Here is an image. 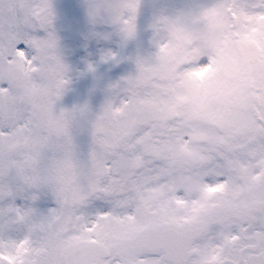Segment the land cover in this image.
I'll return each mask as SVG.
<instances>
[{"label": "snow or ice", "instance_id": "obj_1", "mask_svg": "<svg viewBox=\"0 0 264 264\" xmlns=\"http://www.w3.org/2000/svg\"><path fill=\"white\" fill-rule=\"evenodd\" d=\"M85 6L93 26H110L122 44L136 38L141 0H85ZM217 7L231 8L245 20L264 18V0H217L174 18L161 15L150 27L162 19L187 25ZM54 19L52 0H0V264H88L113 234L134 237L159 170L156 153L166 134L163 114L142 124L133 116L138 109L147 111L142 101L159 103L161 94L138 92L129 75L108 86L106 94L114 103L102 110L93 111L87 102L62 107L71 80L57 49ZM92 35L108 39L111 33ZM37 41L56 53L52 60L35 55L32 44ZM121 59L112 52L100 56L101 63ZM135 63L140 68L139 58ZM206 63L200 61L201 66ZM86 70L95 72L92 64ZM256 95L252 103L264 114V86ZM125 102L129 106L113 122L110 137L119 160L105 162L110 169L121 166L122 178L96 185L91 182L94 129ZM80 136L88 137L86 153L77 144ZM73 177L88 179L79 209L81 231L85 241L97 242L84 244L76 257L65 253V238L58 235L59 210L42 212L37 207L44 190L54 196ZM150 237L157 254L142 256L133 238L111 264H264V182L253 186L240 208L218 214L198 236L157 218Z\"/></svg>", "mask_w": 264, "mask_h": 264}, {"label": "rangeland", "instance_id": "obj_2", "mask_svg": "<svg viewBox=\"0 0 264 264\" xmlns=\"http://www.w3.org/2000/svg\"><path fill=\"white\" fill-rule=\"evenodd\" d=\"M82 1V10L76 13L75 8L70 9L69 0H52V28L71 80L61 106L71 109L87 102L93 111L102 110L114 103L106 94L108 86L129 75L138 92L161 94L159 103L142 101L141 108L147 111L138 109L133 116L142 124L162 113L166 129L156 153L159 170L146 193L139 228L161 213L177 222L197 218L210 222L220 213L240 208L255 183L264 182V114L252 103L257 90L264 86V18L245 20L231 9L232 21L228 8L217 7L187 25L162 19L150 27L161 15L174 18L217 0H141L136 38L122 44L110 26L89 23ZM113 28L118 30L119 26ZM94 32L111 35L97 39ZM12 39H8L9 45ZM247 43L257 49L253 61ZM32 48L45 61L56 55L39 41ZM106 52L122 57L121 62L101 63L100 56ZM204 59L207 63L201 66ZM88 64L94 66V73L87 72ZM128 106L125 102L123 107L111 110V119L94 129L91 182L96 185L122 178L121 166L110 169L105 162L119 160L110 137L113 122L125 115ZM68 131L66 127L65 134ZM77 144L86 153L88 137H78ZM87 182V178L73 177L54 196L44 190L37 202L42 212L59 210L58 235L65 238V246L84 238L79 209ZM201 200L206 206L200 215L176 214V206L182 210L190 201L195 208ZM173 210L174 215H169ZM119 237L124 234H114L110 241ZM110 246L114 253L116 247Z\"/></svg>", "mask_w": 264, "mask_h": 264}, {"label": "flooded vegetation", "instance_id": "obj_3", "mask_svg": "<svg viewBox=\"0 0 264 264\" xmlns=\"http://www.w3.org/2000/svg\"><path fill=\"white\" fill-rule=\"evenodd\" d=\"M176 209L178 210V209H180V207H176ZM182 210H184V212H188V208H184V209H182ZM173 212H174V210H173ZM162 215H164V213H161V218L163 217ZM145 227H148V226H145ZM152 230V229H151ZM141 230H137V232H135V236L134 237H129L128 239H127V241L129 240V239H133V238H135L136 237V235L138 234V232H140ZM128 237V236H127ZM126 240H122V242L125 244L126 242H127ZM142 244L141 245H138V243L136 244V251L137 252H139L142 256H151V255H155V254H157L158 253V250L152 245V242H151V237H149V238H147V239H145V240H143L142 242H141ZM121 250H122V252L123 251H125V249L121 246ZM120 257V256H119ZM118 257V258H119ZM106 264H111V261L110 262H108V263H106Z\"/></svg>", "mask_w": 264, "mask_h": 264}, {"label": "water", "instance_id": "obj_4", "mask_svg": "<svg viewBox=\"0 0 264 264\" xmlns=\"http://www.w3.org/2000/svg\"><path fill=\"white\" fill-rule=\"evenodd\" d=\"M199 228L200 227L197 225H192V226H184L183 228H179V229L187 230V231L193 233V231H195V230L197 231V230H199ZM81 247H82V245L76 246L74 249H72L70 257H76L79 254ZM76 248H78V249H76Z\"/></svg>", "mask_w": 264, "mask_h": 264}]
</instances>
